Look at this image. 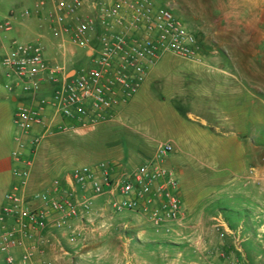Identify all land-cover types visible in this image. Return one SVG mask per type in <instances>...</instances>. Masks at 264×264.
Here are the masks:
<instances>
[{"label": "rangeland", "instance_id": "rangeland-1", "mask_svg": "<svg viewBox=\"0 0 264 264\" xmlns=\"http://www.w3.org/2000/svg\"><path fill=\"white\" fill-rule=\"evenodd\" d=\"M150 1L155 8L174 10L201 44L203 62L162 55L132 101L123 109L116 108L113 123L88 132L60 133L54 144L60 163L69 172L106 163L109 158L104 153L119 147L135 149L140 139L151 143L171 140L172 160L165 166L178 172L181 194L191 206L190 216L172 233H157L147 215H112L102 201L89 219L73 222L75 242L69 241L66 231H52V237H43L47 239L41 244L43 250L13 251L14 264H22L28 254L29 264H264V174L259 178V190L243 185L249 179L243 183L236 177L258 159H263L264 168V95L245 90L238 97L244 104L228 107L225 88L217 90L219 101L210 98L216 90L206 82L207 75L177 76L195 68L249 64L264 69V0ZM13 2L20 8L18 23L31 22L32 15L43 20L42 37H31L29 42H39L44 54L48 46L54 55L58 46L61 55H70L59 62L68 65L70 73L93 66L87 50L72 44L70 35L64 41L54 36L47 19L52 0L41 11L34 0ZM24 10L30 12L28 17L22 16ZM91 12L86 9L82 15ZM0 14L6 17L10 13ZM100 32L98 29L95 36ZM236 86V91L239 87L243 92L240 83ZM252 151H256L254 155ZM5 195L0 189V211ZM217 216L224 223L220 228L213 219ZM1 233L0 223V264H7Z\"/></svg>", "mask_w": 264, "mask_h": 264}, {"label": "built area", "instance_id": "built-area-1", "mask_svg": "<svg viewBox=\"0 0 264 264\" xmlns=\"http://www.w3.org/2000/svg\"><path fill=\"white\" fill-rule=\"evenodd\" d=\"M41 11L47 0H34ZM48 21L54 36L89 51L93 66L70 73L68 65L50 62L39 42L12 41L1 59L10 93L39 95L49 88L51 101L39 99L38 106L21 101L15 123L22 134L43 127L33 140L32 154L40 141L51 135L88 132L111 117V110L130 101L145 82L151 68L164 54H173L201 64L205 53L194 34L168 6L155 8L150 0H52ZM91 9L90 15L82 12ZM30 12L24 10L23 17ZM10 31V19L1 24ZM101 32L97 35V30ZM51 105L47 120L44 111ZM173 144L162 141L153 157L133 169L112 162L76 167L52 182V189L28 196L25 189L29 169L15 171L18 181L5 195L0 211L1 248L7 264H14L15 250H43L46 235L66 231L75 242V220H87L94 203L102 199L110 214L134 212L147 215L157 233L170 234L183 226L178 172L164 165ZM15 156H19L15 154ZM31 164L28 160L27 165ZM264 171V168H263ZM255 168L249 179L255 178ZM216 227L224 225L220 216ZM30 255L22 264H29Z\"/></svg>", "mask_w": 264, "mask_h": 264}, {"label": "crops", "instance_id": "crops-1", "mask_svg": "<svg viewBox=\"0 0 264 264\" xmlns=\"http://www.w3.org/2000/svg\"><path fill=\"white\" fill-rule=\"evenodd\" d=\"M13 1L14 0H0V13L4 11H8L10 13L9 16H2L3 18L0 14V24L8 19L12 21V29L10 31H3L0 27V189L7 194L12 189L13 185L18 181V178L15 176V171L19 169H29L30 179L25 189V193L28 196H31L34 193L50 191L52 189V182L56 178L63 177L68 172V169L60 163L58 159V149L54 144V137L59 134L43 138L38 144L36 151L32 154V147H34L32 145L33 140L42 134L43 127L38 126L35 127L29 134H22L18 125L15 123V113L21 101H25L32 106H38L39 99L41 98L51 101V92L49 88H44L39 95L31 96L22 95L20 92L10 93L5 88L8 80L6 78V70L1 65L2 57L9 49L12 41L16 40L29 42L28 39L31 37H42L40 34L42 31L40 29L42 28V25H44L43 20L34 15L31 17V22L18 23L16 15L20 8H18V6L14 7L15 4ZM22 1L23 0H20V3ZM28 23L32 25L34 30H32L30 25L28 26ZM54 48L56 52H54L53 55V51L50 53L47 46V52H45L47 60L51 62H61L62 60L70 59V55H61L62 51L59 50L58 46H55ZM86 54L89 55V51H86ZM215 60L217 59L213 58V61ZM213 69L214 68H195L191 70H184L180 71L177 76L200 77L207 75L208 77L206 82L216 90V93H210V98H212V100L219 101L220 96L217 93V90L220 87L225 88L227 92L225 99L228 107H234L235 105L242 106L244 102H241L238 97H241L245 90L248 94L256 90L260 94L264 95V69L252 68L249 64L243 67H232L228 69L216 67L214 70ZM152 71L153 67L148 73L143 85L150 78ZM235 83H240L242 85L243 92H239L241 90L239 87V90L236 91L237 86L235 87ZM260 98L261 97L258 99ZM131 101L132 99L127 103L114 107L111 110V117L102 122V127L113 123V120L116 118L118 112L116 108L121 107V109H123L124 105L129 104ZM52 113V107L48 104L44 111V115L47 120L50 118ZM121 125L124 126V123H121ZM179 137L180 136H178V138ZM168 141L171 142V140ZM159 142L162 141L156 140L154 143H151V141L140 139L138 140L136 146L137 148L135 149L125 150L122 147H119L115 148L113 151L104 153L103 156L105 158H109L108 162L119 164L127 169H133L146 163L153 157L156 145ZM253 150L255 149L253 148ZM252 152L254 155L256 151ZM15 154H18L19 156H15ZM28 160H31V164L29 166L27 165ZM171 160L172 159L168 157L164 165L169 166ZM262 161L263 159H258L248 165L247 168L244 167L242 176H236L237 179H240L239 181L244 183V179H249L250 170L255 168L257 170L255 178L249 179V182L244 183L243 185L248 186V188L259 190L260 187L258 186H261L259 178L264 174ZM180 196L182 200V209L188 216H190L192 211L191 206L183 198L181 191ZM101 202L102 199L97 200L94 203L93 208L95 209L96 206L101 204Z\"/></svg>", "mask_w": 264, "mask_h": 264}]
</instances>
